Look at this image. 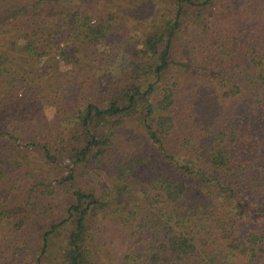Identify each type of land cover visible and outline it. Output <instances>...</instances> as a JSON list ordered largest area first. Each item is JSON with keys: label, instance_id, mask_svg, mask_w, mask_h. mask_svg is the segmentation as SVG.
Instances as JSON below:
<instances>
[{"label": "trees", "instance_id": "trees-1", "mask_svg": "<svg viewBox=\"0 0 264 264\" xmlns=\"http://www.w3.org/2000/svg\"><path fill=\"white\" fill-rule=\"evenodd\" d=\"M70 1L0 0V186L37 169L8 150L14 136L44 161L69 162L56 188L71 202L34 236L30 263L99 264L112 248L111 264H264V0ZM131 26L137 48L115 85L66 103L72 127L53 135L30 119L59 112L61 87L72 100L92 84ZM93 168L105 189L80 180ZM240 198L263 215L237 214ZM3 201L0 264H30L20 247L5 257L4 230L41 212L15 222Z\"/></svg>", "mask_w": 264, "mask_h": 264}, {"label": "rangeland", "instance_id": "rangeland-1", "mask_svg": "<svg viewBox=\"0 0 264 264\" xmlns=\"http://www.w3.org/2000/svg\"><path fill=\"white\" fill-rule=\"evenodd\" d=\"M70 3V0H44L39 7H50L54 5L64 10ZM77 3H79V0H77ZM7 15L6 13L3 17H0V27L4 24L6 17H8ZM137 41L138 35L133 31V27L124 28L123 31H120L117 40H114V47L118 49L117 56L116 54L112 55L114 60L110 61L112 57L107 58V54H105L103 57L107 59V62L101 64L102 68L98 70L97 66H93L91 73L94 74V82L92 84L87 83L81 92L78 91L74 93L75 96L72 100L65 94L67 92L66 87H61L59 95L57 96L59 104L56 107L59 112L53 113V110L41 109V112L38 114L31 112L29 116L30 119L35 121L40 117L42 119V125L49 129V132L53 135L64 131L67 127H72L76 110L73 112L69 110L66 111V103H69V105L70 103L78 104L84 103L86 100L94 101L93 96L102 97L110 86L115 85L114 83L117 81L115 75L120 67V60L123 56H127L126 53L128 50L132 51L137 48ZM90 64L94 65L97 63L91 61ZM92 81L93 80H90L89 82ZM4 87V83L0 84V99L2 98V89ZM77 96H79V99L76 98ZM40 125L41 124L38 122H32L30 126L38 129ZM18 136L20 135L14 136L15 138L9 140L6 147L10 151L22 150L24 153L29 154L33 161L32 166L37 167V169L34 170L35 172L32 175L22 176V178L20 176L15 177L17 181L12 183L9 179L5 180L0 186V203L3 201V197L6 196L7 198L3 202L11 206L10 210L15 215V222L18 221L20 215L23 213L26 215L30 211H35L36 209L41 213L32 221L25 220L24 227H18L19 230L13 226L6 227L4 230L6 242L3 243L2 250H5V257H9L11 260L13 257L10 254L12 251L10 248L14 246L20 247V258L26 263H30L31 261L33 263L35 261V252L37 248L34 236L39 231H42L44 227L48 226L50 222L60 220L64 215V207L71 202V198L65 187L56 188V181L61 180L67 175V166L69 162L66 158L51 161L42 160L40 153L38 154V151H36L37 149H33L30 146L28 147L22 142L20 139L21 137ZM97 172L96 168H93L88 171L85 179L84 175H82L80 180L83 179L88 184L97 185V187L103 190L106 184L104 179L97 175ZM46 187H48V193H50L49 187H54L57 193L46 195ZM9 191L12 193L10 197H8ZM13 196H16V198L14 199ZM41 199H44V201H41ZM235 207L237 208V214L242 217L251 215L254 218H260L263 215L260 207H256L249 200L244 198L238 199L237 202H235ZM110 251H112V248L108 249L107 252H105V250L101 252L98 251V256L100 257V259L98 257L99 264H111L110 256L113 255V252Z\"/></svg>", "mask_w": 264, "mask_h": 264}]
</instances>
